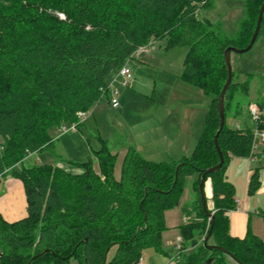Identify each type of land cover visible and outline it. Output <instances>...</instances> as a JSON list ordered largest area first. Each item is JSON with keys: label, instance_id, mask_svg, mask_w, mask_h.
<instances>
[{"label": "trees", "instance_id": "obj_1", "mask_svg": "<svg viewBox=\"0 0 264 264\" xmlns=\"http://www.w3.org/2000/svg\"><path fill=\"white\" fill-rule=\"evenodd\" d=\"M243 1L245 17L231 38L221 22L200 16L212 0H0V177L18 179L26 201L23 217L7 221L0 214V264H68L70 259L77 264H135L148 246L162 252L164 212L178 206L189 176H196V214L178 226L177 263L238 264L199 241L211 219L202 208L198 183L219 162L213 138L219 126L218 96L227 77L224 50L247 46L263 2ZM48 9L63 12L65 20ZM259 36H264V11ZM157 40L164 41L165 50L186 48L180 78L210 98L190 155L157 162L128 146L119 179L114 176L116 155L103 140L95 151L98 172L91 159L73 163L77 173L22 163L51 148V128L80 125L78 114L100 101L112 75L139 46ZM252 78L247 74L240 80L232 71L224 120L247 112ZM259 92L254 103L261 113L255 127L264 130V78ZM217 141L223 163L204 179L212 187V207L206 203L213 215L208 243L224 248L241 264H264V242L249 222L246 234L235 237L226 215L236 208V200L225 171L232 157L250 156L253 130L224 121ZM260 168H252L248 195L260 186ZM259 214L264 220V212Z\"/></svg>", "mask_w": 264, "mask_h": 264}, {"label": "rangeland", "instance_id": "obj_2", "mask_svg": "<svg viewBox=\"0 0 264 264\" xmlns=\"http://www.w3.org/2000/svg\"><path fill=\"white\" fill-rule=\"evenodd\" d=\"M48 12L57 16L60 20H65V14L57 10L48 9ZM201 17L208 18L213 22H221L222 30L228 37H236L239 31V24L245 17V5L243 0H212L210 9H202ZM89 28V26H87ZM163 40H157L153 45H146L141 54H136L129 62L132 70V81L125 89L132 96L122 98V90L119 93V102L121 111L110 109L105 101L100 100L89 111L85 113L84 121L79 122L75 131L60 134L59 129L53 127L49 130L52 138L51 148L33 153L29 155L22 163L24 165L51 164L59 166L64 170L77 173L80 169L74 165L75 162H85L92 160L93 168L99 171V164L95 151L101 148V140H103L108 150L116 155L114 166V176L116 179L120 177L121 159L125 146L133 145L135 142H142L141 129L139 125L145 122L155 121H173L178 115L175 107L182 106L187 102H198L206 106L210 98L206 96L198 87L189 84L181 78H178L183 65V59L186 52L185 47H175L169 50L161 51L158 45H163ZM156 46V47H155ZM149 54V55H148ZM231 66L235 75H239L240 80H244L247 74H252L249 96L250 100L255 101L260 95V88L264 78V36H259L253 47L242 54H231ZM260 97V96H259ZM258 97V100H259ZM164 107L173 110L170 116H165ZM119 111V112H118ZM229 117L225 118L226 125H229ZM249 127H253L254 122L243 117ZM68 125V124H66ZM159 144H157L158 146ZM258 153V141L256 147ZM260 161L263 163L264 158L260 155ZM162 159V155L153 157L154 161ZM19 169V165L16 166ZM16 179V178H15ZM11 176L0 177V210L2 212L10 211L12 199L9 196V190L12 188L14 181L20 183ZM177 207L167 210L170 215V221L179 219L182 213L193 215L195 218V210L191 204L188 194H183ZM189 193V192H187ZM194 193V192H193ZM195 196V194H194ZM190 197V196H189ZM185 211L181 208L180 202ZM23 207L17 209L12 216H7L8 220H17L23 213ZM179 211V213H176ZM164 212V213H165ZM254 212V210H253ZM252 212V213H253ZM166 215V214H164ZM178 215V216H177ZM260 219L262 227L264 220ZM262 223V224H261ZM180 224H183L180 222ZM179 224V225H180ZM253 228L258 232V216L252 218ZM178 225V226H179ZM161 234L162 252H158L154 247L148 246L142 252L141 263L143 264H178L177 246L175 237L180 236L178 227L170 225ZM256 232V234H258ZM204 236L199 238L203 241ZM168 242V244H167ZM114 252L112 247L107 255L109 259ZM158 257V258H155Z\"/></svg>", "mask_w": 264, "mask_h": 264}, {"label": "crops", "instance_id": "obj_3", "mask_svg": "<svg viewBox=\"0 0 264 264\" xmlns=\"http://www.w3.org/2000/svg\"><path fill=\"white\" fill-rule=\"evenodd\" d=\"M155 42L156 41L151 42L150 45H153ZM158 48L161 51V48H164V44L158 45ZM180 73L178 74L179 79H180ZM121 94L123 99L126 96H132L131 93H128L125 89L122 90ZM200 103L198 104V102L188 101L187 104L184 103L181 107L180 106L175 107V111L178 113V115L175 119H173V121H161V120L159 121L157 120L155 122L144 121L139 125V128L141 129L142 142L139 143L135 142L131 146L135 147V149L140 153V155L143 158L152 161H154L153 157H155L156 155H162V159L159 161H166L170 159L176 160L181 157L190 155L204 126V118L208 104H206V106L205 104L204 105L202 104V108L204 109L201 110ZM251 103H254V101L251 100ZM107 106L110 109H115L119 111L122 110V108H120L121 105H119L118 108H111L108 104ZM164 108L165 109H163V111L165 112V116H170L173 110H171L170 112V110L167 109L168 107H164ZM229 116H230L229 117L230 127H234L238 129L254 130L255 124H253V127H249L248 124H246L245 119L243 118V117L249 118L247 112H244L239 116H234V115H229ZM53 140H56V137H54ZM157 144L159 145L157 146ZM128 146H125V151L123 152L124 154ZM255 151H254V155L256 157L255 163L249 162L248 158L232 157L229 162V165L226 168L225 175L227 177V180L230 183H232L235 188V200H236V208L234 210L227 212L226 215L228 216L229 219V233L232 236L239 238L243 237L246 234L247 224L249 222L251 231L259 238H261L262 241L264 242V223L261 227L260 226L261 221L259 219L262 218L259 213L264 212V162L262 163L259 158L260 155L263 156L264 158V144L258 141L259 152L256 153ZM256 165L261 166V168L259 169L260 186L253 195H248L247 186H248L249 176L252 171V168ZM195 180H196V176H189L188 178H186L185 193L183 194L182 197L183 200L185 194H188L190 196V197L188 196V198H190L191 204H193L196 198V195L194 196L195 193H193L194 191L192 188V185ZM203 190H204L205 201L207 203V206L212 207V201H211L212 187H211L210 179H206L204 181ZM9 191H10L9 196L12 199L11 209L10 211H5V212H2L0 210V214L5 220L14 221V220H8L9 218H7V216L14 215L15 212H17V209L21 207V203L24 210L23 213H21V215L22 216L25 215V206H26L25 194L22 183L21 182L18 183L17 181L16 182L14 181L12 188H10ZM180 204H181V208L179 210L185 211L182 205V201L180 202ZM166 212L164 213L166 214L164 215V223H166L167 227L172 225L176 228L178 227L180 222L182 223L185 222L184 221L185 217L188 219L194 218L192 217L193 215H186L185 212H183L182 216H180V221L177 218V219H173L171 222H168L170 221L169 219L170 215ZM176 213H179V211H176ZM253 216H258V232L253 228V224H252ZM256 232L258 234H256ZM177 238H180V236L177 235L175 237L174 244L176 246H178V244L181 245V242L179 243L177 241ZM177 257H178V250H177ZM68 264H77V262L74 259H70ZM163 264H170V263L168 262Z\"/></svg>", "mask_w": 264, "mask_h": 264}, {"label": "built area", "instance_id": "obj_4", "mask_svg": "<svg viewBox=\"0 0 264 264\" xmlns=\"http://www.w3.org/2000/svg\"><path fill=\"white\" fill-rule=\"evenodd\" d=\"M150 44V43H149ZM146 45L139 46L135 52L132 54L131 58L127 59L125 63L112 75L107 83L106 87L102 90L100 100L105 101L111 108H118L120 105L119 102V93L120 88L128 87L129 83L132 81V70L129 67L130 60L136 55L144 51ZM247 112L249 118L254 122V124L260 118V108L257 104L251 103L248 105ZM85 113L81 112L78 114L79 122L84 120ZM77 123H71L68 125H62L59 128L60 134H65L70 131H75L77 129ZM257 141L264 144V130H259L256 127L253 130V143L251 146V153L248 157L249 162L255 163L256 158L254 156V151L257 147ZM188 218H184V221H187ZM177 241L181 242V237L177 238ZM180 248V244L177 246V250ZM142 257L135 264H141Z\"/></svg>", "mask_w": 264, "mask_h": 264}, {"label": "water", "instance_id": "obj_5", "mask_svg": "<svg viewBox=\"0 0 264 264\" xmlns=\"http://www.w3.org/2000/svg\"><path fill=\"white\" fill-rule=\"evenodd\" d=\"M263 11H264V0H263L261 6L259 8L258 15H257V21H256V24H255V28H254V31H253V33L251 35V38H250L249 43L247 44V46L243 47V48H237V47H234V46H228L224 50V62H225V66H226L227 77H226V81H225V83H224V85H223V87H222V89L220 91V94L218 96L219 126H218V129H217V131H216V133L214 135V138H213L214 146H215V149H216V151L218 153V156H219V162L216 165L206 169L201 174V177H200V180H199V183H198V191H199V196H200V201H201L202 208H203L204 212L207 214V216L211 219V223H210V227H209L208 233L206 234V236L203 239V244L208 249L221 250L222 252L227 254L234 262H236L238 264H241V262L238 261L236 258H234L227 250H225L222 247H219V246L212 245V244L208 243V239H209V236L211 234L212 227H213V215H212V213H209L207 211V209H206V202H205V195H204L203 185H204L205 175L208 174V173H212V172L217 171L221 167V165L223 163V156H222V152L220 151L217 138H218V135H219V133H220V131H221L223 125H224V121H225L224 120V95H225V92L228 89V87H229V85H230V83L232 81V66H231V61H230L231 54L232 53L242 54L244 52L249 51L253 47V45L255 44V42L257 40V37H258L260 25H261V22H262Z\"/></svg>", "mask_w": 264, "mask_h": 264}]
</instances>
